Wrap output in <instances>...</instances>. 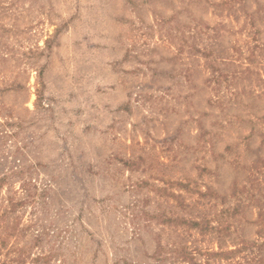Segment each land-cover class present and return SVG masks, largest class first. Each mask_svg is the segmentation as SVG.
<instances>
[{
    "label": "rangeland",
    "instance_id": "rangeland-1",
    "mask_svg": "<svg viewBox=\"0 0 264 264\" xmlns=\"http://www.w3.org/2000/svg\"><path fill=\"white\" fill-rule=\"evenodd\" d=\"M11 170L0 208L34 203L1 233L19 218L25 264H158L182 246L200 262L240 242L264 263V0H0Z\"/></svg>",
    "mask_w": 264,
    "mask_h": 264
},
{
    "label": "trees",
    "instance_id": "trees-1",
    "mask_svg": "<svg viewBox=\"0 0 264 264\" xmlns=\"http://www.w3.org/2000/svg\"><path fill=\"white\" fill-rule=\"evenodd\" d=\"M217 79V78H216ZM13 176H19L20 173H18L15 170H11L8 173H2L0 172V190L5 187L8 180ZM27 184H23L22 188L24 189ZM34 195L29 194L27 195L26 199H15L14 197H7V205L3 209L0 208V256H4V260L0 264H25L26 259L30 257L29 247H23L22 249L17 248L15 244L19 240V238H24L26 233L25 229L20 228L19 229V218L15 217L13 219V225L9 228V231L6 227L4 234L1 232L4 229V226H6L5 220L9 215L15 214L17 211H19L21 208H23L27 203H34ZM264 217V214L262 212L259 213V218ZM258 218V219H259ZM262 226H264V223L262 221ZM2 225V226H1ZM188 229L192 228H200L201 233H205L208 229L211 231H216L217 229L211 227H207L205 225L200 226L198 223H189L187 225ZM221 232V231H219ZM259 237L263 238L264 242V227L260 228L259 230ZM9 239H13L14 242H12L11 245H9ZM42 239V236H37V238L34 240L35 243L40 242ZM223 240V239H220ZM257 244L256 242H253L251 244L240 242L237 244V246H234L233 248L228 249H222L221 247L218 248L217 251H205V252H198L199 255L203 256V261L198 262L195 258V251L189 250L187 247L182 246L181 248L177 249L172 248L169 251V255L167 257L161 255V250L158 254H155L153 256L154 260L158 264H162L163 261L169 259L171 261L170 264H264L260 259H256L255 257H249L251 254H253V247ZM33 247V246H32ZM246 251H249L247 255L243 257H239L238 259H234V257L238 254H242ZM15 253V257H11V255ZM10 255V256H9ZM49 256L43 255L42 257H36L32 259L33 263H40L44 262L45 264H48Z\"/></svg>",
    "mask_w": 264,
    "mask_h": 264
}]
</instances>
